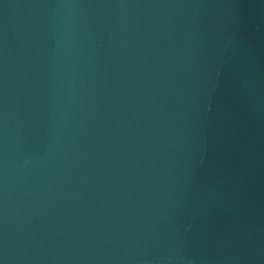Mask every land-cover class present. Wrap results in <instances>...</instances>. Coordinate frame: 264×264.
<instances>
[{"label": "water", "instance_id": "obj_1", "mask_svg": "<svg viewBox=\"0 0 264 264\" xmlns=\"http://www.w3.org/2000/svg\"><path fill=\"white\" fill-rule=\"evenodd\" d=\"M0 264H264V0H0Z\"/></svg>", "mask_w": 264, "mask_h": 264}]
</instances>
